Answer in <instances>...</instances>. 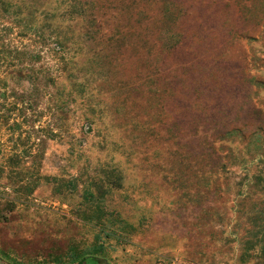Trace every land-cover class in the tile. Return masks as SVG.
Here are the masks:
<instances>
[{
    "label": "rangeland",
    "instance_id": "1",
    "mask_svg": "<svg viewBox=\"0 0 264 264\" xmlns=\"http://www.w3.org/2000/svg\"><path fill=\"white\" fill-rule=\"evenodd\" d=\"M3 3L72 62L42 156L0 128V264H264V0Z\"/></svg>",
    "mask_w": 264,
    "mask_h": 264
},
{
    "label": "trees",
    "instance_id": "2",
    "mask_svg": "<svg viewBox=\"0 0 264 264\" xmlns=\"http://www.w3.org/2000/svg\"><path fill=\"white\" fill-rule=\"evenodd\" d=\"M0 5L4 7L3 0H0ZM17 12V10L11 12L14 19L9 26L0 23V128L5 126L17 131L21 128L19 122L24 121L23 129L28 137L25 139V153L27 158H30L35 154L33 147H39L42 156L46 148V140L55 137L54 130L49 126L35 124L42 117L41 103H45L44 109L49 115H53L64 109L66 100L71 95V91H68L65 95L67 98L64 99L63 96V100L59 98L55 100L52 89L57 85L60 76L52 74L49 68L43 66L41 52L46 48L51 57L61 64L66 61L72 62V56L64 55L68 49L67 39L57 27L53 38L24 41L7 37L14 26H21L22 29L30 32L39 30L37 24L30 18L23 25L17 24L15 22ZM51 44L54 46H50ZM85 121L89 120L85 117ZM36 132H40L39 136L35 135ZM30 133H33L36 140L30 141ZM27 177L38 181L44 176L37 173L28 174ZM94 250V253L99 252L97 247ZM83 260L85 258L80 261Z\"/></svg>",
    "mask_w": 264,
    "mask_h": 264
},
{
    "label": "flooded vegetation",
    "instance_id": "3",
    "mask_svg": "<svg viewBox=\"0 0 264 264\" xmlns=\"http://www.w3.org/2000/svg\"><path fill=\"white\" fill-rule=\"evenodd\" d=\"M78 264H104V263H103V260H100V259L85 258V260L79 261Z\"/></svg>",
    "mask_w": 264,
    "mask_h": 264
}]
</instances>
